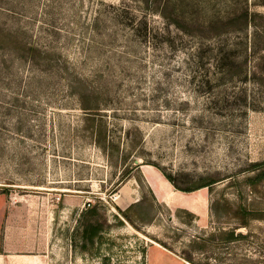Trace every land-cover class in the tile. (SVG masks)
Here are the masks:
<instances>
[{
	"label": "rangeland",
	"instance_id": "1",
	"mask_svg": "<svg viewBox=\"0 0 264 264\" xmlns=\"http://www.w3.org/2000/svg\"><path fill=\"white\" fill-rule=\"evenodd\" d=\"M261 163L264 0H0V197L51 264H264Z\"/></svg>",
	"mask_w": 264,
	"mask_h": 264
},
{
	"label": "crops",
	"instance_id": "2",
	"mask_svg": "<svg viewBox=\"0 0 264 264\" xmlns=\"http://www.w3.org/2000/svg\"><path fill=\"white\" fill-rule=\"evenodd\" d=\"M14 211L18 212L7 211L0 197V264H51L47 244L32 237L31 231L21 223V216L14 215Z\"/></svg>",
	"mask_w": 264,
	"mask_h": 264
},
{
	"label": "trees",
	"instance_id": "3",
	"mask_svg": "<svg viewBox=\"0 0 264 264\" xmlns=\"http://www.w3.org/2000/svg\"><path fill=\"white\" fill-rule=\"evenodd\" d=\"M263 165H264V163L256 164V165H254L253 168L261 167V166H263ZM258 177H259V178H264V169L260 172V174H259ZM165 178H166L169 182L173 183V179H172L170 176H166V175H165ZM259 178H257V179H259ZM214 183H215V181H208V182H206V183H204V184L199 185V186L196 187V188H186V189L178 188V189H179L180 191L184 192V193H191V192L197 191V190H199V189H201V188H204V187H210V186H211L212 184H214ZM6 192H7V190L4 189V190H2L1 193H6ZM246 218L248 219V217H246ZM94 235H96L95 230L92 232L91 237H93ZM238 237H239V236H238ZM238 237L235 236L233 232H231V233L229 234L228 241H231V240L233 241V240H235V239L238 238Z\"/></svg>",
	"mask_w": 264,
	"mask_h": 264
}]
</instances>
